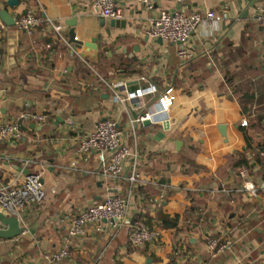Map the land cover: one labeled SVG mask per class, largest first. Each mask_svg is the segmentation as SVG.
<instances>
[{"label": "crops", "instance_id": "0c3cea01", "mask_svg": "<svg viewBox=\"0 0 264 264\" xmlns=\"http://www.w3.org/2000/svg\"><path fill=\"white\" fill-rule=\"evenodd\" d=\"M17 1L10 6L0 0V12L7 10L16 20L31 7L43 22L29 35L0 17L8 26L0 39V118L26 112L48 120L25 121L22 140L0 139V182L42 173L46 198L24 210L21 235L0 238V264H43L46 253L63 245L68 229L63 215L101 201L106 193L98 156L79 155L77 136L94 130L104 117L129 128L130 118L146 110L159 113L160 120L139 124L136 137L128 138L139 152L143 180L133 189L131 211L135 219L161 228L160 240L135 248L126 230L111 239L110 229H90L74 239L71 256L60 264H264V188L257 196L239 191L242 179L231 165L246 148L242 118L247 116L248 126L257 122L259 106L254 103L250 114L244 113L232 86L257 90L264 78V25L258 19L264 0L254 7L250 0H156L154 10L138 0H116L126 16L124 28L102 25L94 7L71 0ZM158 9L212 10L227 17L201 22L185 44L192 57L184 60L177 44L145 34ZM48 18L63 26L69 44L56 36ZM71 28L83 42L97 38V49L78 48ZM105 82L122 93L150 83L159 91L135 98L126 111ZM170 86L175 102L163 113L159 95ZM68 118L75 122L70 130ZM158 133L164 135L156 139ZM263 135L260 130L255 141ZM26 158L36 162L25 168ZM250 174L257 185L264 183L262 165L255 164ZM119 184L127 194V182ZM162 215L178 216L176 224L164 225ZM209 238L230 246L214 255Z\"/></svg>", "mask_w": 264, "mask_h": 264}, {"label": "built area", "instance_id": "2783aa9c", "mask_svg": "<svg viewBox=\"0 0 264 264\" xmlns=\"http://www.w3.org/2000/svg\"><path fill=\"white\" fill-rule=\"evenodd\" d=\"M78 4L94 7L98 15L104 19L124 20L126 19L124 10L118 5L116 0H71ZM146 10L156 8V0H138ZM227 17L226 13H218L212 10L204 12L193 11H170L167 9H158L157 15L150 19L145 30L148 38L153 40L162 39L178 45V55L186 60L192 57V54L185 47L198 26L205 19L212 21H221ZM259 21L264 25V3L259 7ZM43 18L38 15L34 8L29 7L25 12L19 14L15 20V26L18 30L26 32L29 35L41 26ZM56 36L68 43L67 36L63 26L54 23L52 19H47ZM8 26L0 21V39L6 35ZM69 44V43H68ZM74 49V48H73ZM142 79H145L143 77ZM113 91V99L122 106L123 110L128 111L129 102L135 98L144 95L155 94L159 88L150 83L136 89L135 91L118 90L117 85L105 82ZM125 82L122 83L125 86ZM175 89L168 87L159 95L160 112L168 113L175 102ZM160 114L141 112L137 117H131L129 128L119 125L117 120L104 117L101 119L94 130L81 133L76 138V149L81 156H91L96 154L100 161L98 174L106 188L104 198L88 205L77 213H65L62 220L68 225L67 234L64 237L63 245L55 251L46 253L43 256V264H60L71 256V246L75 238H84L88 235L90 229L96 232H103L110 229L111 239H115L123 230L128 231L129 240L135 248L145 247L149 243L159 241L161 238V228L151 227L144 224L141 220L132 216V196L133 189L138 184H142L141 174L139 172V152L133 148L128 138L136 137L137 127L146 120L159 121ZM1 117V111H0ZM48 116L42 113L23 112L19 116L2 120L0 118V139L22 140L26 136V130L23 127L25 121L37 123H46ZM249 120L244 116L241 120V126H248ZM67 129H73L75 122L72 118L65 120ZM264 155V152L262 153ZM33 158L23 160L26 167L35 163ZM239 177L242 179L238 190L251 196H257L259 190L264 188V183L257 185L251 177L248 167L243 166L239 170ZM126 181L129 185L127 194L120 190L119 182ZM164 197V194L160 198ZM46 198V190L42 173L27 172L16 176L11 182H0V211L6 216L16 217L21 226L24 224L23 212L28 206L39 205ZM0 228L2 223L0 222ZM209 249L214 255L224 252L230 246L229 241L222 242L220 238H209L207 241Z\"/></svg>", "mask_w": 264, "mask_h": 264}, {"label": "trees", "instance_id": "16d2710c", "mask_svg": "<svg viewBox=\"0 0 264 264\" xmlns=\"http://www.w3.org/2000/svg\"><path fill=\"white\" fill-rule=\"evenodd\" d=\"M101 55L105 56V53L101 52ZM126 65L127 64H124L125 67ZM231 79L232 76L229 79L230 82ZM232 88H233L232 93L234 95H236L237 93L239 94L238 100L240 101L243 107L244 113L250 114L251 106L254 103L259 106V112L256 117L257 122L250 126H245L244 128V134L246 140L245 151L236 153L235 158L232 160V164H231L232 167H234L237 170V172H239L241 167L246 166L248 167L250 173H252V168L254 167L255 164L262 165L264 169V155L262 154L264 152V135L260 140L255 141L256 134L260 133V130L261 131L264 130V78L260 82L257 90L240 91V88L234 85L232 86ZM249 155L252 156L251 159H249ZM160 219L163 220L164 225L173 226L176 224L178 216H176L174 219V218H170L169 216L162 215Z\"/></svg>", "mask_w": 264, "mask_h": 264}, {"label": "water", "instance_id": "95a60500", "mask_svg": "<svg viewBox=\"0 0 264 264\" xmlns=\"http://www.w3.org/2000/svg\"><path fill=\"white\" fill-rule=\"evenodd\" d=\"M257 0H250L249 6L254 7ZM19 2L17 0H8V4L10 6L17 5ZM259 13V10H258ZM0 17L3 22H5L7 25H15V18H13L7 10H2L0 12ZM72 24V23H71ZM102 25L108 27V28H124L127 25L126 20H114V19H103ZM70 38L71 41L74 42L78 48H81L83 45L92 47L94 49H97V38H94L91 43L90 42H83L82 40L77 39L76 31L74 28H71L70 30ZM159 41H163L162 39H159ZM137 117V115H135ZM145 125H150L151 120H146L144 122ZM34 125V124H33ZM170 124L169 122H165L164 127L167 129L169 128ZM224 128V127H223ZM163 133H158L156 139H159V136H163ZM0 222L4 225L3 228H0V238L4 239H12L14 237H17L21 235L24 232V227L21 226L19 220L16 217L12 216H6L3 213H0Z\"/></svg>", "mask_w": 264, "mask_h": 264}, {"label": "rangeland", "instance_id": "374dc122", "mask_svg": "<svg viewBox=\"0 0 264 264\" xmlns=\"http://www.w3.org/2000/svg\"><path fill=\"white\" fill-rule=\"evenodd\" d=\"M106 63H107V62H106ZM106 63H105V64H106ZM105 64H103L101 67H100V66L98 67V68L100 69L101 72H102V71L104 72V69H105V67L107 66V65H105Z\"/></svg>", "mask_w": 264, "mask_h": 264}]
</instances>
